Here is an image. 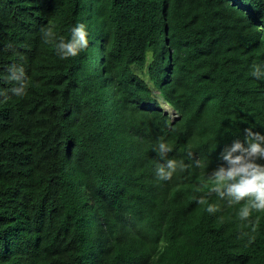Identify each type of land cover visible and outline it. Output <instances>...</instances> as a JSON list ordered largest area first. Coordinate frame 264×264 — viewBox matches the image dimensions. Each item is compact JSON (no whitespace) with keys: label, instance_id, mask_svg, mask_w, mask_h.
Listing matches in <instances>:
<instances>
[{"label":"trees","instance_id":"obj_1","mask_svg":"<svg viewBox=\"0 0 264 264\" xmlns=\"http://www.w3.org/2000/svg\"><path fill=\"white\" fill-rule=\"evenodd\" d=\"M242 2L0 0V90L11 65L27 82L0 97V264H264V211L240 220L209 179L264 132V0ZM77 23L88 47L61 60L41 29ZM160 141L184 164L167 182Z\"/></svg>","mask_w":264,"mask_h":264},{"label":"clouds","instance_id":"obj_2","mask_svg":"<svg viewBox=\"0 0 264 264\" xmlns=\"http://www.w3.org/2000/svg\"><path fill=\"white\" fill-rule=\"evenodd\" d=\"M239 1L243 3L244 0ZM235 5L236 3H233V6ZM88 36L87 26L84 23L71 26L67 39L63 36L57 37L51 27L41 29V39L45 44L55 42L56 55L61 60L76 57L85 50L89 44ZM8 47L11 48V45ZM251 76L264 79V66L254 65ZM6 79L15 82V86L0 90V97L7 100L9 93L16 97L26 94L27 82L23 65L9 66ZM152 95L163 111L165 106L173 110L176 117L169 116V118L171 122L175 121L178 118L176 110L166 103L157 89L152 92ZM154 151L160 157V162H157L154 169L155 177L159 181H170L177 168L184 167L183 162L168 158L172 148L164 141L158 142ZM218 159L220 164L212 170L209 177L213 182L212 191L218 198L226 201L229 207L241 205L237 215L242 221H247L253 211H264V132L254 131L251 128L244 129L243 140L234 138L230 144H225L219 150ZM197 203L205 204L207 201L201 197ZM206 211L209 214H215L219 208L214 203H207Z\"/></svg>","mask_w":264,"mask_h":264},{"label":"rangeland","instance_id":"obj_3","mask_svg":"<svg viewBox=\"0 0 264 264\" xmlns=\"http://www.w3.org/2000/svg\"><path fill=\"white\" fill-rule=\"evenodd\" d=\"M161 103H162V101H161ZM162 105H163V103H162ZM163 109H164L165 112H167L169 114V116L171 118H175L176 117V114H174L173 110L169 106H165Z\"/></svg>","mask_w":264,"mask_h":264},{"label":"bare ground","instance_id":"obj_4","mask_svg":"<svg viewBox=\"0 0 264 264\" xmlns=\"http://www.w3.org/2000/svg\"><path fill=\"white\" fill-rule=\"evenodd\" d=\"M225 3V2H224ZM225 5V4H224ZM251 9V8H250ZM237 10V9H236ZM169 111V110H168Z\"/></svg>","mask_w":264,"mask_h":264}]
</instances>
